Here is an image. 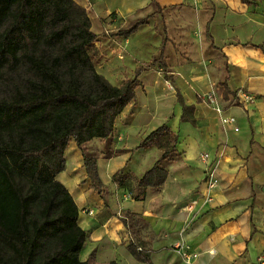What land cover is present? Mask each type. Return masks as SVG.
I'll return each mask as SVG.
<instances>
[{
	"label": "crops",
	"instance_id": "0c3cea01",
	"mask_svg": "<svg viewBox=\"0 0 264 264\" xmlns=\"http://www.w3.org/2000/svg\"><path fill=\"white\" fill-rule=\"evenodd\" d=\"M75 1L86 8L97 35L96 70L111 84L121 85L158 60L137 76L134 99L112 134L83 145L96 157L102 195L90 186L82 148L70 140L64 152L57 179L86 231L80 258L91 264L93 253V264H148L130 253L133 240L151 264H261L260 257L264 264V0ZM137 20L142 23L131 33H118ZM104 44L108 56L100 50ZM211 88L221 115L204 99ZM238 90L252 99L245 101ZM181 102L193 106V122L181 119ZM222 116L235 122L224 123ZM162 125L176 136L164 158L155 139L141 145ZM158 161L167 172L163 184L133 198L132 176ZM210 162L218 179L211 191L205 183ZM120 172L129 174L122 183L115 179ZM126 214L134 218L129 232ZM178 241L187 244L189 263L173 251Z\"/></svg>",
	"mask_w": 264,
	"mask_h": 264
},
{
	"label": "trees",
	"instance_id": "16d2710c",
	"mask_svg": "<svg viewBox=\"0 0 264 264\" xmlns=\"http://www.w3.org/2000/svg\"><path fill=\"white\" fill-rule=\"evenodd\" d=\"M141 23L118 33L128 35ZM96 38L86 8L75 0H0V264H89L80 258L86 231L79 209L57 179L64 152L70 140L83 151L88 141L108 138L134 99L137 76L158 63L140 66L115 86L96 70ZM181 105V119L193 122V106ZM153 139L161 158L176 142L166 125L141 145ZM83 165L91 188L102 195L96 157L83 151ZM127 175L115 179L122 183ZM166 176L159 161L141 177L132 176V197L142 198ZM133 220L122 216L128 232ZM127 248L151 264L133 240Z\"/></svg>",
	"mask_w": 264,
	"mask_h": 264
},
{
	"label": "built area",
	"instance_id": "2783aa9c",
	"mask_svg": "<svg viewBox=\"0 0 264 264\" xmlns=\"http://www.w3.org/2000/svg\"><path fill=\"white\" fill-rule=\"evenodd\" d=\"M237 95H239L240 97H242L245 101H249L252 99V96L246 92H243L242 90H238L237 91ZM204 99L212 105V107L214 108L215 112L218 114H222L223 113V109L218 105L217 99H216V92L215 89L211 88L209 91H207L204 95ZM222 120L224 123H234L235 122V118L232 116H222ZM235 130H237V128H235ZM201 159L204 161H207L209 155L207 153H202L200 155ZM216 165H214V162H210L208 163V167H207V171H206V178H205V183H206V187L207 190H213L217 183H218V179L216 177ZM209 199V198H207ZM85 212V210H83ZM88 214H93V211L91 209L87 210ZM173 251L178 254L186 263H189L190 258H191V253L189 251V248L187 246V244L184 241H178L175 242L173 247H172ZM259 261L261 264H263V258L260 257Z\"/></svg>",
	"mask_w": 264,
	"mask_h": 264
},
{
	"label": "rangeland",
	"instance_id": "374dc122",
	"mask_svg": "<svg viewBox=\"0 0 264 264\" xmlns=\"http://www.w3.org/2000/svg\"><path fill=\"white\" fill-rule=\"evenodd\" d=\"M100 50L102 51V52H105V54H106V56H108L107 55V53H108V51H109V48H108V44H104V45H102V47L100 48ZM107 57H105V61H104V58H102L103 59V64L104 63H106L107 62V59H106ZM101 62V61H100ZM93 254V253H92ZM92 254H90L89 255V257H88V260L91 262V264H93V262H92V260H93V255Z\"/></svg>",
	"mask_w": 264,
	"mask_h": 264
}]
</instances>
